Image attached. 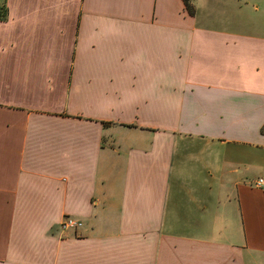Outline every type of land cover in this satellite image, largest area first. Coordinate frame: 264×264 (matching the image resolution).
<instances>
[{
    "label": "crops",
    "instance_id": "1",
    "mask_svg": "<svg viewBox=\"0 0 264 264\" xmlns=\"http://www.w3.org/2000/svg\"><path fill=\"white\" fill-rule=\"evenodd\" d=\"M192 5L0 0V264H264V0Z\"/></svg>",
    "mask_w": 264,
    "mask_h": 264
},
{
    "label": "built area",
    "instance_id": "2",
    "mask_svg": "<svg viewBox=\"0 0 264 264\" xmlns=\"http://www.w3.org/2000/svg\"><path fill=\"white\" fill-rule=\"evenodd\" d=\"M254 186L264 191V177H259ZM84 227L83 222L73 217H65L60 225L61 232L78 231Z\"/></svg>",
    "mask_w": 264,
    "mask_h": 264
},
{
    "label": "trees",
    "instance_id": "3",
    "mask_svg": "<svg viewBox=\"0 0 264 264\" xmlns=\"http://www.w3.org/2000/svg\"><path fill=\"white\" fill-rule=\"evenodd\" d=\"M193 0H184L186 8L188 9L191 15H194V7L192 5ZM9 17V11L6 7L0 6V21L4 22L7 21Z\"/></svg>",
    "mask_w": 264,
    "mask_h": 264
}]
</instances>
